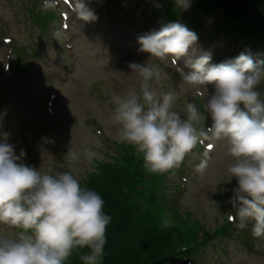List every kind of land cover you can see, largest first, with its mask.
Segmentation results:
<instances>
[{"label": "clouds", "instance_id": "obj_1", "mask_svg": "<svg viewBox=\"0 0 264 264\" xmlns=\"http://www.w3.org/2000/svg\"><path fill=\"white\" fill-rule=\"evenodd\" d=\"M56 3L43 0L42 7L47 10ZM90 3H74L77 17L86 23L98 19ZM175 3L187 10L192 0ZM198 39L195 31L179 21L140 34L139 51L149 58L128 64L139 87L110 98L109 122L117 126L118 139L134 148L151 173L179 168L205 141L209 148L226 141L232 157L229 181L237 182L227 201L232 210L229 219L239 229L251 223L252 235L264 237V60L247 51L213 64L210 52L195 55ZM182 58L184 68L190 69L187 72L177 66ZM169 59L182 82L195 89L200 103L185 100L178 105V88L161 91L154 86L167 73L153 60ZM208 85L213 86L211 93ZM7 141L4 134L0 139V225L12 234H0V264H69L74 254L81 264H102L112 217L105 213L101 195L70 170L82 157L91 165L97 153L88 147L68 148L64 157L69 170H40L24 164L26 153L21 150L16 155ZM207 168L205 158L197 171ZM172 225L170 214L165 213L162 228Z\"/></svg>", "mask_w": 264, "mask_h": 264}, {"label": "rangeland", "instance_id": "obj_2", "mask_svg": "<svg viewBox=\"0 0 264 264\" xmlns=\"http://www.w3.org/2000/svg\"><path fill=\"white\" fill-rule=\"evenodd\" d=\"M141 1L133 0L132 2L135 8L138 5L136 3H139L133 22L131 20L126 21L132 27H134V24L147 21L146 19H151V21H148L150 25L159 21L157 18H150L151 4L149 0L140 3ZM113 10L114 13L111 16L110 11ZM118 13L116 7H112L110 4H98L96 13L98 19L96 21L86 23L78 18L79 20L74 25L73 32L76 35L74 45L77 61L75 72L69 75L70 80L62 89V94L58 100L57 115L61 121L65 122L66 126V129L59 134L60 144L51 138L39 139L32 143L33 133L24 131L23 129L26 128L21 127L20 124L21 116L26 114L22 113L23 110L21 109L24 107L29 110L26 105L24 103L20 104L18 101H15V103L11 100L0 101V139H3L4 134H7V142L14 146L15 154L19 155L21 150L26 153L22 158L24 164L37 169L48 167L57 171L69 170L68 161L64 157L68 148L82 151L83 148L88 147L97 153L93 163L89 165L82 157L81 162L73 165L70 169L82 181V176L94 170L93 165L97 160L108 158L107 145L102 143L92 132L94 128L93 121L97 120L109 140L117 139L120 141L117 136V126L109 122L113 109L110 98L115 94L124 93L130 87H138L137 80L129 73L128 64L130 62L141 63L149 57L147 53H141L139 51L140 47L134 44L135 36L127 30L130 28L126 29L119 26ZM0 17L6 23L7 34L14 37L18 46L31 45L40 54L38 61L32 62L33 67L28 72V74L32 72L29 80L34 82V88L38 90L36 97H33L32 94L29 96L37 100L46 89L58 81L53 77L47 79V75H42L41 70L51 69L50 65L45 62L43 55L47 54L50 57L62 55V48L53 44L50 37L43 31L36 26H32L28 14L24 13L21 2L17 0H0ZM123 23L128 27L125 22ZM182 23L188 26L184 19H182ZM215 29L213 19L208 17L204 23L203 32L210 34ZM134 32L141 34L140 29ZM218 46L219 51L222 52L224 47H221L220 44ZM52 47L56 49H52ZM5 51L6 46L0 40V70L4 66ZM62 61L64 60H59L56 65L51 66L58 67L62 65ZM167 72L169 76H171V72L174 73L172 68H169ZM36 73L40 74L41 82H35L38 79ZM101 78L108 79L109 82L102 84L100 82ZM1 79L0 77V86ZM162 80L168 83L166 76ZM108 84H110V87H108ZM154 86L161 91H167L160 89V81L155 82ZM172 88L179 89L177 101L180 98L185 100L187 94L191 99L194 98L193 93L187 90L180 80ZM31 115L33 116V114ZM23 135L25 136L23 137ZM25 148L32 154L37 155L39 166L33 163ZM230 163H232V157L228 154L227 142L223 141L217 145L214 156L208 163V168L198 175V182L196 184L189 183V189L183 194L184 197L181 201L184 212H192L193 217L205 222L207 226L213 227L216 225V217L221 216L219 209L223 207L221 205L224 199L223 194L227 193L231 186H237L235 178L229 181L227 167ZM218 197L222 198L218 199ZM213 201L217 203L214 204ZM0 234L11 235L12 230L7 226L0 225ZM220 241L214 240L215 246L210 244L205 248L208 253L203 256L207 258V263L239 264L244 263V261H251L264 264V257L255 256L232 240L227 241L229 246L227 253H223L221 250L218 252V249L215 248L219 246ZM258 248L264 251V240Z\"/></svg>", "mask_w": 264, "mask_h": 264}, {"label": "trees", "instance_id": "obj_3", "mask_svg": "<svg viewBox=\"0 0 264 264\" xmlns=\"http://www.w3.org/2000/svg\"><path fill=\"white\" fill-rule=\"evenodd\" d=\"M219 1L227 2L238 19L264 36V0ZM81 183L101 195L104 211L112 217L102 264H158L173 242L170 236L151 230L148 210H140L139 197L123 185L130 183L128 172L119 170L112 162H101ZM69 264H81L78 255L74 254Z\"/></svg>", "mask_w": 264, "mask_h": 264}]
</instances>
